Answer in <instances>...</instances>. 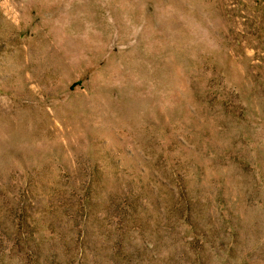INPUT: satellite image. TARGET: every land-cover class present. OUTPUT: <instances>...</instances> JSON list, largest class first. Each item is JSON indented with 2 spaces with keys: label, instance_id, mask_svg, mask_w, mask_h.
I'll return each mask as SVG.
<instances>
[{
  "label": "rangeland",
  "instance_id": "obj_1",
  "mask_svg": "<svg viewBox=\"0 0 264 264\" xmlns=\"http://www.w3.org/2000/svg\"><path fill=\"white\" fill-rule=\"evenodd\" d=\"M0 264H264V0H0Z\"/></svg>",
  "mask_w": 264,
  "mask_h": 264
}]
</instances>
